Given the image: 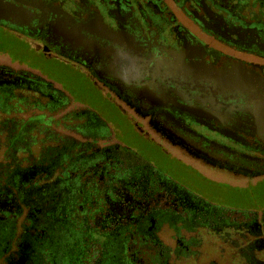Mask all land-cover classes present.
Here are the masks:
<instances>
[{"label":"flooded vegetation","instance_id":"flooded-vegetation-1","mask_svg":"<svg viewBox=\"0 0 264 264\" xmlns=\"http://www.w3.org/2000/svg\"><path fill=\"white\" fill-rule=\"evenodd\" d=\"M263 180L264 0H0V264L195 261L200 230L264 264V209L217 194Z\"/></svg>","mask_w":264,"mask_h":264},{"label":"rangeland","instance_id":"rangeland-1","mask_svg":"<svg viewBox=\"0 0 264 264\" xmlns=\"http://www.w3.org/2000/svg\"><path fill=\"white\" fill-rule=\"evenodd\" d=\"M7 51H9V40L7 41ZM19 56L24 58L22 60L26 65H34L40 69L45 70L46 72L54 73L57 77L62 79V81L68 83L71 88L74 89L76 96H82L88 101V103L97 105L100 109L102 116L107 117L109 113L112 112V107L103 97V94L99 91L92 89L89 86H86L85 83L77 76V74L71 68L65 66L61 61L54 59H45L40 56H34L31 50L25 47V45H20ZM80 98V97H79ZM218 198L221 199L222 205L231 209L232 208H254L256 205H259L260 202H264V180L262 183L255 184L248 189L246 188H230V187H221L217 191ZM197 232V231H196ZM202 233L200 235L199 243L192 247L194 250L198 249L199 253L195 256V261L190 257L189 260L185 261L183 257L173 258V264H210L215 262L216 264H234L235 260L231 257V246L228 243L223 242L219 238L216 239L213 235L209 234L206 230L198 231ZM170 230H167L166 227H163L159 234L163 241L167 244L173 243L170 240L169 234ZM195 234V232H194ZM185 235H189L187 232ZM223 251H219V250Z\"/></svg>","mask_w":264,"mask_h":264},{"label":"trees","instance_id":"trees-1","mask_svg":"<svg viewBox=\"0 0 264 264\" xmlns=\"http://www.w3.org/2000/svg\"><path fill=\"white\" fill-rule=\"evenodd\" d=\"M54 192H53V190L52 191H50V195L51 194H53ZM235 210V209H234ZM237 211H243V212H246V211H251V210H243V209H237ZM224 230H227V232H232V230H230L229 228H224L222 231H224ZM138 232V229L135 227V226H131V227H128V229H126V235H127V243H128V237L130 236V235H136L135 233H137ZM139 233H141V232H139ZM136 239H137V237H136ZM140 240H144V239H142V238H139ZM138 240V239H137ZM131 242V241H130ZM224 242V241H223ZM225 243H227V242H225ZM130 247V246H129ZM128 249L129 248H127V259H126V262H127V264H138L137 263V258H142V263L144 264V263H146V261H147V259L145 258V257H143V256H141V255H143L142 254V252L140 251V250H138V247H136V246H134V248L132 247V249H133V251L135 250V253H137V254H135V256L131 253V251L129 250L128 251ZM159 253V252H158ZM164 259H165V256H159L158 257V261H157V264H163L164 263Z\"/></svg>","mask_w":264,"mask_h":264},{"label":"water","instance_id":"water-1","mask_svg":"<svg viewBox=\"0 0 264 264\" xmlns=\"http://www.w3.org/2000/svg\"><path fill=\"white\" fill-rule=\"evenodd\" d=\"M264 206V205H263ZM261 204L258 206V207H254V208H245L244 210H258V211H262L263 209H264V207H263ZM231 209H235V210H237V209H241V208H232V207H230Z\"/></svg>","mask_w":264,"mask_h":264}]
</instances>
